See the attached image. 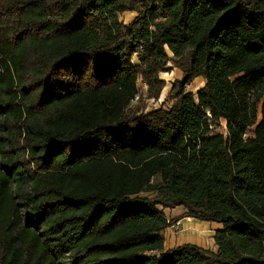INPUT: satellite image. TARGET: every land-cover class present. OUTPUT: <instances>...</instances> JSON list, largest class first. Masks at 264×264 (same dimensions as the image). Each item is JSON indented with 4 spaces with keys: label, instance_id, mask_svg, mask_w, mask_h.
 Here are the masks:
<instances>
[{
    "label": "trees",
    "instance_id": "trees-1",
    "mask_svg": "<svg viewBox=\"0 0 264 264\" xmlns=\"http://www.w3.org/2000/svg\"><path fill=\"white\" fill-rule=\"evenodd\" d=\"M0 264H264V0H0Z\"/></svg>",
    "mask_w": 264,
    "mask_h": 264
},
{
    "label": "rangeland",
    "instance_id": "rangeland-1",
    "mask_svg": "<svg viewBox=\"0 0 264 264\" xmlns=\"http://www.w3.org/2000/svg\"><path fill=\"white\" fill-rule=\"evenodd\" d=\"M135 18V13L132 12H126L123 13L122 15L119 16V22H121L122 25L127 26L129 25L133 19ZM185 67V62L182 59L178 60H171L166 66V69L169 70L168 72L160 73L159 78L164 81L165 86L160 94L159 100L154 103L151 100L147 99V101L144 102L145 105V111H149L150 109H154L155 107L158 108V106L162 107L165 106L168 108L170 103L168 102L167 104H163V101L165 97L167 96L169 90L171 89L173 83L177 80H180L181 75H182V70ZM204 85V82L202 79L198 78L195 79L190 85L185 87V90L189 93L195 94L200 88H202ZM145 88L140 87V91L144 93ZM161 102V103H160ZM136 103V102H135ZM259 116L257 117V122L259 121ZM179 211H175V213H171L169 211H164V216L168 220H173L178 217H175V214L177 212H184L183 209L179 208ZM169 212V213H168ZM23 214V212H22ZM174 216V218H171ZM198 222V221H195ZM187 223L183 222L181 224L175 223L172 225V228L169 226L167 229L164 230V240H168V236L172 238V242L175 245L178 244H192V245H197L200 247H203L208 250H215V244H214V238L211 237V234L213 233L212 228H200L197 226H190L191 228L184 229L185 225ZM192 230H196L199 232H204L205 234L196 237L192 236H187L184 235L186 232H190Z\"/></svg>",
    "mask_w": 264,
    "mask_h": 264
},
{
    "label": "crops",
    "instance_id": "crops-1",
    "mask_svg": "<svg viewBox=\"0 0 264 264\" xmlns=\"http://www.w3.org/2000/svg\"><path fill=\"white\" fill-rule=\"evenodd\" d=\"M178 209L179 208H176V209L171 210L169 212L172 215V213H175V211H179ZM183 213L184 212H182V211L181 212H177L175 214V217H180V216H182ZM171 218H174V216H172ZM183 222H186L187 223L185 225L184 229L191 228L190 226H197V227H200V228H208V229H211L212 228V230H213V233L211 234V237L212 238H214L215 232L220 229V226L217 225V224H210V223H203V222H195L194 220H191V219H180L177 223L178 224H181ZM204 234H205L204 232H199V231H196V230L195 231L192 230L190 232H186V234H184V235L192 236V237H196V236H200L201 237ZM180 245H182V244H178V245L173 244L172 238L170 236H168V240L164 241V251L167 250V249L176 247V246H180ZM195 246H197V245H195ZM197 247L202 248V249H205V248L200 247V246H197ZM206 250H208V249H206ZM210 251L215 252L216 251V247H215V250H210Z\"/></svg>",
    "mask_w": 264,
    "mask_h": 264
},
{
    "label": "built area",
    "instance_id": "built-area-1",
    "mask_svg": "<svg viewBox=\"0 0 264 264\" xmlns=\"http://www.w3.org/2000/svg\"><path fill=\"white\" fill-rule=\"evenodd\" d=\"M153 102V101H152ZM155 103V102H154ZM161 103V102H160ZM222 125V124H221ZM172 228V225L170 226Z\"/></svg>",
    "mask_w": 264,
    "mask_h": 264
}]
</instances>
